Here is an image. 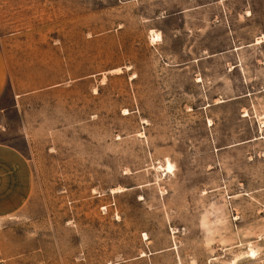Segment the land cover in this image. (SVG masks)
I'll return each mask as SVG.
<instances>
[{
  "label": "rangeland",
  "instance_id": "374dc122",
  "mask_svg": "<svg viewBox=\"0 0 264 264\" xmlns=\"http://www.w3.org/2000/svg\"><path fill=\"white\" fill-rule=\"evenodd\" d=\"M261 37L264 0H0V264H264Z\"/></svg>",
  "mask_w": 264,
  "mask_h": 264
},
{
  "label": "crops",
  "instance_id": "0c3cea01",
  "mask_svg": "<svg viewBox=\"0 0 264 264\" xmlns=\"http://www.w3.org/2000/svg\"><path fill=\"white\" fill-rule=\"evenodd\" d=\"M246 16H247V14H246ZM154 35L158 36V34H154ZM152 36H151V41H152ZM7 78H8L7 61H6L5 56H4V54L0 48V99H1V97L5 91ZM1 145L2 144H0V169H4L6 172L3 175V179L9 180V179H14L15 177H17L19 181H23V186H22L21 190L23 191L22 195H25L26 194V187L29 185V184H27V186H26V184L24 182V180L27 178L26 174L28 173V171L26 170L27 169V161L22 159L19 156V154L17 156L16 153L11 152L7 149H4V147H2ZM11 169L17 170V171H15V176L12 175L11 173H9ZM12 199L15 200L16 198L13 197Z\"/></svg>",
  "mask_w": 264,
  "mask_h": 264
},
{
  "label": "bare ground",
  "instance_id": "6f19581e",
  "mask_svg": "<svg viewBox=\"0 0 264 264\" xmlns=\"http://www.w3.org/2000/svg\"><path fill=\"white\" fill-rule=\"evenodd\" d=\"M248 15V17L250 16V14L249 13H247ZM155 35L153 34V36H152V42H156V41H160V37H159V35L158 36H155ZM262 43H264V37H261V38H258L257 40H256V43L254 44V45H260V44H262ZM223 101H220V102H216L217 104H219V103H222ZM248 115L247 114H245V116L244 117H247ZM259 124H260V127H262V128H264V115L263 116H261V117H259ZM162 168V171L163 172H165L166 174H169V175H171V174H173V166H172V164L171 163H169V162H166V165L164 166V167H160V169ZM123 191H125V189L124 188H121V187H119V188H117V189H113L112 190V193L113 194H119V193H122ZM251 255H254V253L253 252H251Z\"/></svg>",
  "mask_w": 264,
  "mask_h": 264
}]
</instances>
